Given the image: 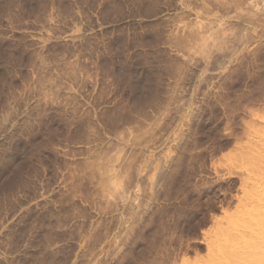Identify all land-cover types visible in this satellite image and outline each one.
Returning a JSON list of instances; mask_svg holds the SVG:
<instances>
[{
  "label": "rangeland",
  "instance_id": "obj_1",
  "mask_svg": "<svg viewBox=\"0 0 264 264\" xmlns=\"http://www.w3.org/2000/svg\"><path fill=\"white\" fill-rule=\"evenodd\" d=\"M263 173L264 0H0V264H257Z\"/></svg>",
  "mask_w": 264,
  "mask_h": 264
},
{
  "label": "bare ground",
  "instance_id": "obj_2",
  "mask_svg": "<svg viewBox=\"0 0 264 264\" xmlns=\"http://www.w3.org/2000/svg\"><path fill=\"white\" fill-rule=\"evenodd\" d=\"M263 174H264V173H263ZM263 174H262V175H263ZM261 179H262V178H261ZM250 180H251V179H250ZM259 182H260V181H259ZM257 184H258V183H257ZM250 185L252 186V184H249V186H250ZM260 186H261V185H260ZM253 187H254V186H253ZM248 188H249V187H248ZM247 190H248V189H247ZM249 191L251 192L250 194H254V193H252L254 190H249ZM255 191H256V190H255ZM259 191H260V190H259ZM259 191H258V192H259ZM261 192H262V191H261ZM255 193H256V195H257V192H255ZM262 193H263V192H262ZM262 193H261V194H262ZM254 195H255V194H254ZM256 195H255V196H256ZM248 197H249V196H248ZM256 197H257V196H256ZM245 198H246V197H245ZM253 198H254V197H253ZM246 199H247V198H246ZM254 199H255V198H254ZM256 199H257V198H256ZM249 200H250V199H249ZM251 200H252V199H251ZM252 202H254V201H252ZM252 202H249L248 204H251ZM244 203H245V202H244ZM256 203H257V202H256ZM256 203H255V204H256ZM262 203H263V202H262ZM252 204H253V203H252ZM252 204H251V205H252ZM251 205H250V207L253 208V207H255V206L257 207V205H260V204H256L255 206H251ZM253 205H254V204H253ZM263 205H264V203H263ZM263 205H262V206H263ZM248 207H249V205H248ZM248 207H247V208H248ZM250 207H249V209H250ZM256 207H255V208H256ZM255 208H253L254 211H255ZM245 209H246V206H245ZM249 209H247V210L249 211ZM259 209H261V207H260ZM263 209H264V207H263ZM263 209H262V210H263ZM243 210H244V209H243ZM250 211L253 212L252 209H251ZM243 212H244V211H243ZM259 212H260V211H259ZM259 212H258V213H259ZM254 213H255V215H256L257 212H254ZM262 213H264V210H263ZM250 214H251V213H250ZM248 215H249V212H247V215H246V216H248ZM255 215H254V214H253V215H250V217H251L250 220H251L253 217H255ZM257 215H258V214H257ZM261 216H263V214H261ZM263 217H264V216H263ZM263 217H262V218H263ZM255 218H256V217H255ZM255 218H253V219H255ZM258 218H259V216H258ZM239 219H240V218H239ZM239 219H237V220H239ZM247 219H248V218H247ZM256 219H257V218H256ZM256 219H255V220H256ZM245 220H246V219H245ZM241 221H242V220H241ZM252 221H253V220H252ZM258 221H259V219H258ZM263 221H264V220H263ZM253 222L255 223L256 221H253ZM254 223H251V224H254ZM251 224L249 223L248 225L251 227ZM257 224H258V222H257ZM257 224H256V225H257ZM254 225H255V224H254ZM237 226H238V225H237ZM249 226H248V227H249ZM240 227H241V226H240ZM240 227H239V228H240ZM244 227H245V226H244ZM244 227H243V230H244ZM248 227H247V229H248ZM250 227H249V229H250ZM255 228H256V226H255ZM257 228H258V227H257ZM257 228H256V230H257ZM247 229L245 228L246 231H248ZM245 230H244V231H245ZM251 230H252V228L249 230V232H251ZM254 230H255V229H253L252 231H254ZM244 231H243V233H245ZM234 232H235V231H234ZM235 233H236L235 236H237V231H236ZM246 233H247V232H246ZM253 233H254V232H253ZM253 233H252V234H253ZM256 233H257V232H256ZM228 234H229V233H228ZM228 234H226V235H228ZM230 234H232V233H230ZM233 234H234V233H233ZM233 234H232V235H233ZM238 234L240 235V230L238 231ZM241 234H242V233H241ZM257 234H258V233H257ZM224 235H225V234H224ZM239 235H238V236H239ZM244 235H245V234H244ZM246 235H247V234H246ZM248 235H249V233H248ZM248 235H247V236H248ZM222 236H223V235H222ZM230 236H231V235H230ZM238 236H237V237H238ZM254 236H256V235H254ZM256 237H257V236H256ZM226 238H227V237H226ZM232 238H233V237H232ZM247 238H248V237H247ZM249 238H250V236H249ZM249 238H248V239H249ZM253 238H254V237H253ZM261 238H262V237H261ZM243 239H244V238H243ZM250 239H251L250 242H252L253 239H252V238H250ZM250 239H249V240H250ZM258 239H259V238H258ZM229 240H230V239H229ZM238 240H239V239H238ZM245 240H246V239H245ZM249 240H248V241H249ZM221 241H223V240L221 239ZM224 242L226 243V240H225ZM250 242H249V244H250ZM253 242H255V239H254ZM258 242H259V241H258ZM246 243H247V242H246ZM255 243H256V242H255ZM262 243H263V242H262ZM238 244H239V243H238ZM253 244H254V243H253ZM258 244H260V246H258V248H259V247L262 248V247H261V242L257 243V245H258ZM257 245L254 244L253 247L256 249ZM220 246H223V245H220ZM224 246H225V245H224ZM255 246H256V247H255ZM226 247H229V246H226ZM248 247H249V246H248ZM250 247H251V246H250ZM221 248H222V247H221ZM221 248H219V249H221ZM229 248H230V247H229ZM225 249H226V250H223V251H224V254L227 255V250H228V249H227V248H225ZM250 249H251V251H249V252H250V253H251V252L253 253L254 250L252 249V247H251ZM257 250H258V249H257ZM259 250H260V249H259ZM262 250H264V249H262ZM225 251H226V253H225ZM220 252H221V251H220ZM233 252H235V251H233ZM228 253H229V252H228ZM230 253L232 254V252H230ZM244 253H245V252H244ZM244 253H242V254L244 255ZM250 253H249V256H248V257H250ZM259 253H260V252H259ZM259 253L257 252V255H259V257H260V255H262V254H259ZM262 253H263V252H262ZM217 254H218V253H217ZM222 254H223V252H222ZM224 254H223V255H224ZM231 254H229V256H230ZM253 254H254V253H253ZM263 254H264V253H263ZM237 255H239V254H237ZM237 255H236V256H237ZM254 255H256V254H254ZM218 256H219V255H218ZM227 256H228V255H227ZM227 256H226V257H227ZM232 256H233V255H232ZM236 256H235V257H236ZM245 256H246V255H245ZM251 256H252V255H251ZM233 257H234V256H233ZM248 257L246 256L247 259H245V257H244L245 260H244V259H243V260H244L246 263L248 262L247 264H250V263H251V262H250L251 260H248V259H250V258H248ZM252 257H254V256H252ZM256 257H257V256H256ZM259 257H258V258H259ZM224 258H225V256H224ZM236 258H237V257H236ZM238 258H239V257H238ZM261 258H263V260H264V257H263V256H262ZM220 259H221V258H220ZM220 259H219V260H220ZM227 259H229V257H227ZM239 259L242 260L241 256H240ZM254 259H256V258H254ZM241 260H240V261H241ZM259 260H261V259L259 258ZM263 260H261V262H260V261H259V262L262 263ZM216 261H217V260H216ZM225 261H226V260H225ZM233 261H234V260H233ZM233 261H232V259H231L230 263H233ZM256 261H257V260H255L254 263H255ZM213 262H214V260H213ZM227 262H228V261H227ZM234 262H235V263L237 262V263H239V264L242 263V262H239V261H234ZM249 262H250V263H249ZM259 262L257 261V264H258ZM228 263H229V262H228ZM237 263H236V264H237ZM243 263H244V262H243ZM214 264H215V263H214ZM233 264H234V263H233ZM252 264H253V261H252ZM263 264H264V262H263Z\"/></svg>",
  "mask_w": 264,
  "mask_h": 264
}]
</instances>
